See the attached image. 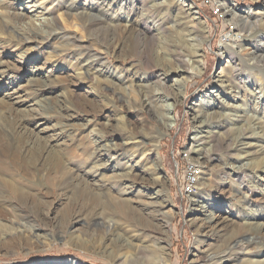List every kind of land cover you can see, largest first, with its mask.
<instances>
[{
  "label": "rangeland",
  "instance_id": "1",
  "mask_svg": "<svg viewBox=\"0 0 264 264\" xmlns=\"http://www.w3.org/2000/svg\"><path fill=\"white\" fill-rule=\"evenodd\" d=\"M64 1L74 2L80 9L101 5L110 19L105 27L117 23L122 33L130 25H139L141 16H151L153 23H149L163 29L160 35L152 34L159 45L154 68L146 70L141 66L127 52L128 43L122 50L112 48L104 53L100 44L88 40L79 21L65 13ZM140 1L144 8L135 0H0V111L5 112L4 104L11 105L15 113L29 121L22 132L51 145H61L66 137L81 132L89 153L96 158L93 167H106V176L117 177L108 185V196L92 187L99 193L100 204L93 205L90 211L101 213L102 217L90 218L87 227L76 225L74 217H62L67 201L58 187H39L36 194L45 207L42 217L30 223L31 235L34 234L28 239L30 249L6 250L0 244V264H40L51 260L58 264H264V139L238 138L247 124L241 117L255 115L253 107L264 112V71L248 60L254 32L259 31L264 40V0H214L205 6L193 0ZM158 3L172 6L170 16L165 18L159 12ZM226 8L238 17H256L259 28L238 32L225 14ZM44 19L56 25L61 38L39 42L29 40L32 35L20 30L19 25L24 22L47 32L39 27ZM173 22L183 24L178 29L182 35L172 31ZM179 37H195L203 42L202 65L192 72V77H187L180 65L171 60L180 45ZM72 39L99 55L105 67L87 68L76 57ZM225 50L235 51L233 60L220 61V53ZM233 67L243 77L238 83L239 94L230 90L226 82H220L227 80ZM161 69L167 72L164 85L169 87L168 94L177 97L176 109L169 115L175 118L169 131L163 129L161 118L141 108L138 102L145 84L156 87L164 79L157 77ZM177 79L187 80L178 96L174 84ZM201 103H205L203 108L208 112L222 107L226 114L229 132L236 140L235 165L248 169L241 187L233 184L229 169L227 175L217 177L222 161L211 159L202 166L194 162L203 148L210 151L212 138H222L224 134L215 124L198 128L193 119L202 109ZM194 140L207 144L193 143ZM124 148L125 151H118ZM75 161V174L81 177L88 168L81 166L82 160ZM157 163L161 167L154 172ZM189 164L196 170L192 186H186L188 190L182 192L181 199L176 182L186 176ZM135 173L140 177L133 178ZM99 177L97 174L96 181ZM82 178L89 186L96 184L93 175ZM116 187L134 191L128 206L117 205L121 196L114 191ZM154 192L164 195L158 202L166 200L171 211L165 217L155 215L140 220L132 208L145 200L142 195ZM4 197L11 207H0L2 222L8 221L17 227V232H23L27 227L18 224L14 214L22 203L12 195ZM216 221H224L222 234L214 229ZM57 222L60 234L56 237L52 231L57 230ZM205 224L211 227L205 230ZM248 230H258L262 244L253 243L251 236L228 243L230 235ZM198 253L206 259L196 262Z\"/></svg>",
  "mask_w": 264,
  "mask_h": 264
},
{
  "label": "bare ground",
  "instance_id": "2",
  "mask_svg": "<svg viewBox=\"0 0 264 264\" xmlns=\"http://www.w3.org/2000/svg\"><path fill=\"white\" fill-rule=\"evenodd\" d=\"M21 1L23 2V0ZM135 1L140 4L141 8H144L142 1ZM193 1L197 2V0ZM63 6L65 8V13L73 15L76 20L79 21L81 26L86 29L88 40L100 44L104 53H107V51L112 48H114V50L121 48L122 50L126 43H128L126 46L127 52L133 57H136L139 60L141 66L146 68V70L154 68V60L156 58L155 56L158 52L157 49L159 48V45L156 44V40L152 34H155L154 32H158L156 34L160 35L162 34L163 29L160 25L156 26L150 24L153 23L149 20L151 16H141L139 19V21H141L139 25H130V27L125 29V31L122 33L121 31L119 32L121 29L117 23L112 22L113 26L105 27V22H109L110 19L107 17L101 5L92 4L91 6H85L84 8L80 9L76 7L74 2L64 1ZM220 6L221 8L224 7L221 4ZM35 7L36 6H34V8ZM171 7L172 6L167 3L157 4L159 12H161L165 18L171 12ZM225 14H227V16L230 18L231 24H234V29L238 32H244L248 29L249 31H253L259 28L257 27L259 25L256 17H245L242 15L238 17L233 11L229 9L227 10V8L225 9ZM246 14L248 15V13ZM16 21L17 23L22 22V20ZM39 24H41L39 25L40 28H46L48 31L43 32L41 29H35V24L32 23L23 22L19 26L20 30L32 35L29 40L35 39L34 41L43 42L61 38L58 37V33L54 28L56 25L50 22V20L44 19L43 21L39 22ZM182 25L183 24H180V22H175L171 26L172 31L174 30L177 35H182L181 31L178 30ZM182 38L179 37L180 45L177 46V50L174 52L172 56L173 59L171 60L180 65L181 71L183 73H187V77H192V72L197 71V69L202 65L201 50L203 42H200V40H197L195 37L187 38L186 40L183 38V40L180 41ZM65 39L69 41V38ZM71 41H73L72 43L74 46H76L75 50L78 52L77 55L75 54L76 57L80 58V61H82V63L87 68L105 67L106 64L99 55L92 53V51L87 47H80V45H78L74 39L70 40V42ZM206 41L207 40H205V42ZM250 41L254 46L253 51L249 54L248 60L252 62V66L259 67L264 71L263 37H261L259 31H255ZM184 42L187 43L184 44ZM226 51L227 50L220 53V61L223 59L233 60L235 51ZM228 74L227 80H220L221 84L226 82L230 90H234L237 94H239L240 88L238 87V83L243 80L240 70L233 67L230 68ZM157 77H162L164 79L159 80L156 87L145 84L144 89L141 91V97H139L138 102L141 108L156 115L157 119L161 118L163 121V129L169 131L175 121L174 116L171 118L169 115L174 113L176 109L177 97L175 95H169V87L164 85V83L167 81L165 80L167 78V72L165 69H161ZM160 81L163 84H161ZM186 82V79H177L174 81V84L176 85L175 92L177 96L178 94H182L180 89H183L186 86ZM221 103L223 104V102ZM3 106L5 107V112L2 113L0 111V207L4 205L11 207V204L9 205L8 201H6L4 194L14 196L15 200L22 203L20 208H16V210L14 209L17 211V213L14 211V214L17 217L16 222L20 225L22 224L23 226H26L27 228H24L23 232H17L16 226H13L8 221L2 222L0 218L1 247H4L6 250L18 248L30 249L28 239L34 236V234L31 235L33 230L31 222L33 220H39L42 217L43 209L45 207V204L41 202L38 194H36L37 189L41 186L50 188L52 186H56L60 189L67 201L66 207L62 212V217L67 219L69 217H74L76 223H78L76 225H84L87 227L90 218L94 219L98 216L102 217L101 213H92L90 211L93 205L100 204V197H98L99 193H95V189H92V187L99 188L97 190L105 192L106 196L108 194L106 191L109 190L108 185H111L113 182H115L117 177L111 175L106 176V167L103 169L100 166L98 168L93 167V163L96 158H94L89 153L90 147H88L86 142L83 141V138L80 136L81 132H78L77 135L73 134L70 137H66L61 145H51L45 139L38 138L37 136H33L26 132H22L26 129L25 123L29 122L27 117L25 118L24 116L15 113L14 109L10 107L11 105L9 106L4 104ZM203 106H205V103H201L199 107L202 109L197 111V114H195L193 119L198 128L202 129L215 124V126L219 127L224 134L222 138H212L209 141V144H211L210 151H207L203 148L202 152L199 153V156L194 162L202 166V164H205L211 159L222 161L223 167L218 172L217 177L219 179L224 177L227 175V169H229L230 174L233 176V184L236 183L239 187H241L240 185H242V178L248 173V169L242 165H235L236 160L234 159V153L236 148L234 145L236 140L233 134L229 132L230 128L227 124L226 114L223 112L222 107L213 112H208L203 108ZM157 108L160 110V112H157ZM253 110H255V115L248 116L244 114L241 117L242 122H246L247 124L245 125V128L238 133V138H240L239 141H246L248 139H264V123L262 122L264 118V112L256 110L255 107H253ZM242 113H245V111L243 110ZM118 131L130 135V132H124L121 130ZM108 134L109 133H106V135ZM140 136L146 138L144 135ZM193 143H198L200 145L207 144L204 140H194ZM134 149L135 148H133V150ZM125 150L126 148L118 151L122 152ZM75 153L77 154V157H75ZM262 159V164L264 165V157ZM75 160H82L81 166L83 168H88L84 174L82 173L81 177H78V175L75 174L78 164ZM160 167L161 164L157 163V168L154 169V172H156ZM193 168L195 169L196 167L193 166ZM97 174H100V177L96 181ZM90 175H93L95 178L96 184L93 186H89L86 180L82 178V176L89 178ZM139 175L141 174L135 173L133 178H139ZM181 182H186V179L183 178ZM153 185L155 186L156 183ZM207 186L209 188V184ZM112 187L114 188V186ZM114 191H116V193L121 196V199L119 200L120 202L117 203V205L121 207L125 205L128 206L129 199L134 194V191H123V189H119V187H116ZM145 196H141L145 200H140L138 202L139 204L132 208L133 213L137 218L144 220L143 218L148 219L155 215L165 217L170 213L171 210L168 209L166 200L158 202L159 198L164 197L162 193L159 194L154 192ZM2 223H5L6 225H2ZM57 224V230L52 231L53 235L56 237L60 234L58 228L60 226L59 222H57ZM213 226L217 233L222 234L224 231V221H221V223L216 221ZM209 227H211V225L208 224L202 226V228L205 230H208ZM252 230L230 235L228 243H234L238 240H243L244 238L251 236L253 238V243L256 242L257 244H262L263 239L259 236L260 232L258 230ZM112 246L117 248L115 244ZM205 259L206 256L203 254L198 253V255H196V262H201ZM66 263L69 264V262ZM217 263L218 262H214L213 264ZM40 264L58 263L51 260L50 262H44ZM70 264L79 263L70 262Z\"/></svg>",
  "mask_w": 264,
  "mask_h": 264
},
{
  "label": "built area",
  "instance_id": "3",
  "mask_svg": "<svg viewBox=\"0 0 264 264\" xmlns=\"http://www.w3.org/2000/svg\"><path fill=\"white\" fill-rule=\"evenodd\" d=\"M210 1H212V0H197V2L200 3L202 6L210 5ZM186 165H188V164H186ZM194 171H195V169L192 167V165H190L188 168V172H187V169L185 171L186 176H184V178L186 179V182H181V180H178L176 182V188L178 191L177 195H179V197H181V199H182V192L185 191L186 186H192V178L194 176ZM193 192H194V190H193Z\"/></svg>",
  "mask_w": 264,
  "mask_h": 264
},
{
  "label": "trees",
  "instance_id": "4",
  "mask_svg": "<svg viewBox=\"0 0 264 264\" xmlns=\"http://www.w3.org/2000/svg\"><path fill=\"white\" fill-rule=\"evenodd\" d=\"M178 162V161H177ZM178 164H179V162H178ZM180 165V164H179Z\"/></svg>",
  "mask_w": 264,
  "mask_h": 264
}]
</instances>
